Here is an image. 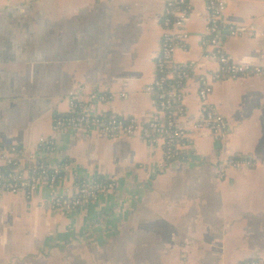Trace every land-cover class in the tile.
Segmentation results:
<instances>
[{
	"label": "crops",
	"instance_id": "crops-1",
	"mask_svg": "<svg viewBox=\"0 0 264 264\" xmlns=\"http://www.w3.org/2000/svg\"><path fill=\"white\" fill-rule=\"evenodd\" d=\"M190 2L189 39L174 59L195 66L180 122L191 162L163 167V151L139 140L67 132L38 158L51 167L67 161L74 178L113 181L115 194L70 214L43 208L63 184L41 185L31 200L1 197L0 264L264 259V79L215 85L210 106L230 128L222 141L193 129L201 109L198 81L217 69L203 59L204 0ZM227 2L226 24L264 33V0ZM163 10V0H0V142L30 149L50 137L55 117L68 114L65 101L79 90L112 96L93 106L95 115L141 124L155 119L154 96L140 90L155 78ZM226 52L239 65L264 64V39H230ZM235 156L253 159L256 168L219 179L220 164ZM100 214L109 216L96 223Z\"/></svg>",
	"mask_w": 264,
	"mask_h": 264
},
{
	"label": "built area",
	"instance_id": "built-area-1",
	"mask_svg": "<svg viewBox=\"0 0 264 264\" xmlns=\"http://www.w3.org/2000/svg\"><path fill=\"white\" fill-rule=\"evenodd\" d=\"M161 17V37L155 56V78L152 84L140 92L154 96L156 118L141 124L134 119L126 120L115 116L95 115V104H105L112 100L109 94H82V91L69 96L65 101L68 114L57 116L53 121L51 136L41 138L30 149L17 145L7 146L0 142V198L6 195H23L31 200L36 189L63 184L60 192L44 203L45 210L63 211L82 209L101 198L115 194L113 181L97 177L74 178L69 163H61L50 169L39 161L38 153L49 154L55 150V140L67 132L82 131L98 133L109 139L139 140L149 148L163 151V167L175 163H189L190 158L183 154L186 134L180 126L186 115V86L193 77L194 64L179 66L175 62L177 51H185L189 39L187 22L192 16L190 0H163ZM207 12L203 59L216 67V72L204 75L198 81V98L201 109L194 130H209L218 141H222L230 130L227 121L210 106L209 98L215 85L225 80H239L249 76L264 79V64L255 66L236 64L226 52V42L233 38L248 36L264 39V33L253 28L240 30L224 22L227 0H204ZM113 95V94H112ZM114 96V95H113ZM256 168L251 158L235 156L224 160L218 169V178L225 179L230 170L243 171ZM237 264H264L262 258L246 259Z\"/></svg>",
	"mask_w": 264,
	"mask_h": 264
},
{
	"label": "trees",
	"instance_id": "trees-1",
	"mask_svg": "<svg viewBox=\"0 0 264 264\" xmlns=\"http://www.w3.org/2000/svg\"><path fill=\"white\" fill-rule=\"evenodd\" d=\"M39 161L44 162V163H45L50 169H53V168L56 167V166H54V167L49 166V165L47 164V161H46V160L40 159ZM64 163H68V162L65 161V162H63V164H64ZM58 165H59V164H58ZM107 216H109V215L100 214V215L98 216V218L96 219V223H103V222H105V219H106Z\"/></svg>",
	"mask_w": 264,
	"mask_h": 264
},
{
	"label": "rangeland",
	"instance_id": "rangeland-1",
	"mask_svg": "<svg viewBox=\"0 0 264 264\" xmlns=\"http://www.w3.org/2000/svg\"><path fill=\"white\" fill-rule=\"evenodd\" d=\"M209 131V130H208ZM214 137H215V135H214ZM215 140H217L218 141V139L215 137ZM224 162V161H223ZM222 164V163H221ZM218 169H219V167H218ZM218 169H217V173H218ZM46 211H49V210H46ZM52 211V210H51ZM79 211V209H77V210H71L70 212H68L69 214L70 213H76V212H78ZM60 251H61V247L57 250V252L58 253H60ZM70 251H73V252H76L77 251V248H74V249H72V248H70Z\"/></svg>",
	"mask_w": 264,
	"mask_h": 264
}]
</instances>
